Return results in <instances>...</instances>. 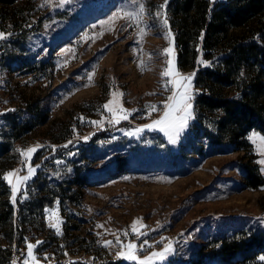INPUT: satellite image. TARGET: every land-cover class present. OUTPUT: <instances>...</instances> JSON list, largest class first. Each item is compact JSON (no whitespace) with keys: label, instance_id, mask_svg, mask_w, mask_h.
I'll list each match as a JSON object with an SVG mask.
<instances>
[{"label":"rangeland","instance_id":"obj_1","mask_svg":"<svg viewBox=\"0 0 264 264\" xmlns=\"http://www.w3.org/2000/svg\"><path fill=\"white\" fill-rule=\"evenodd\" d=\"M141 3L139 21L129 19L126 13H138ZM164 3L70 0L61 7L60 0H15L0 6V207L10 200L16 210L18 199L35 201L48 189L61 194L54 207L26 215L13 238L0 225V264H23L29 243L39 264H137L117 257V237L124 246L135 244L140 259L170 243L173 252L154 264H191L201 247L236 231L264 233V186L245 188L244 152L211 146L203 129L191 134L193 98L176 144L159 127H145L163 115L168 89L175 90L165 87L172 77L161 75L168 59L181 77L189 76L176 66ZM190 91L193 97L192 80ZM113 93L123 94L117 98L128 110L119 123H110L103 108ZM253 133L264 135L249 134L264 177V147L250 139ZM30 148L36 149L30 157L21 155ZM29 165L35 174L19 185L13 202L4 174L20 170L10 177L15 183ZM107 241L112 245L105 247Z\"/></svg>","mask_w":264,"mask_h":264},{"label":"trees","instance_id":"obj_2","mask_svg":"<svg viewBox=\"0 0 264 264\" xmlns=\"http://www.w3.org/2000/svg\"><path fill=\"white\" fill-rule=\"evenodd\" d=\"M14 4L0 0L1 7ZM167 15L176 66L192 76L191 134L198 136L203 129L211 146L244 152L245 188L264 186L249 141L252 131L264 135V0H168ZM47 193L24 204L18 199L16 210L10 200L2 204L0 225L8 226L12 238L16 230L23 231L26 215L34 217L55 206L61 194L53 189ZM261 257L264 233L240 230L201 247L191 264H264Z\"/></svg>","mask_w":264,"mask_h":264},{"label":"snow or ice","instance_id":"obj_3","mask_svg":"<svg viewBox=\"0 0 264 264\" xmlns=\"http://www.w3.org/2000/svg\"><path fill=\"white\" fill-rule=\"evenodd\" d=\"M70 2V0H60V6L62 7L64 3ZM134 3H138V0H133ZM167 0H165L164 5H161V8L166 7ZM140 11L136 14L132 13H126L129 19L139 21L140 16L143 14L144 6L143 4H139ZM157 16L160 15L158 12L156 14ZM163 25L167 27L168 20L167 18L163 19ZM140 35L143 37L144 35V29H140ZM171 35L170 31L165 35V38L167 39ZM5 34L0 33V39H4ZM163 52L165 54H168L170 56L171 49L170 48H164ZM141 67H143V62H141ZM163 77H172V79H169L165 82V87L167 88L169 84L173 85V88L175 89H168L169 91H172V95L167 97V103L164 106L163 115L159 118L153 121L151 125H145V127H159L160 130L164 131L166 135L168 136L169 142L172 144H176L178 142L179 137L183 133V131L187 128L188 122L192 117L191 108H192V94H191V80L192 76H183L181 77L179 72L174 68L173 61L171 59H168L167 66L161 73ZM88 79L92 80V75H89ZM113 99L109 100L107 103L103 105V108L106 109L108 112L112 114V119L109 121L110 123H119L120 120H127L128 114L126 109H124L117 98L118 96H122V93H113ZM146 107L154 112L157 111L156 105H146ZM83 119V118H81ZM94 125H100L101 121H92L91 122ZM137 131H140L139 129ZM131 134V133H129ZM84 139H88V137H84ZM250 139L253 140L254 143L259 141L260 145L264 147V137H259L257 134L253 133ZM36 149L30 148L27 151H22L21 155L30 157V154L33 153ZM260 163L264 164V160L260 161ZM36 167H39L38 165ZM17 171L20 170H13V172H9L4 174V180H6L11 185V192H12V199L13 202L16 200L17 192L19 191V185L26 183L34 174L36 171V168L28 166V172L25 176H18L16 179V182L13 183V181L10 179ZM54 227V225H53ZM132 230L135 232L137 231L136 222L133 223L131 226ZM57 234H59V229H57ZM143 234V233H141ZM127 235V233H125ZM42 243L41 241H37V244ZM112 241L105 242L104 246L108 247L109 245H112ZM145 243H147L145 241ZM116 244L121 246V251L117 252V257H123L127 260L137 261V264H154L155 260L163 261L169 254L173 252V248L171 244H166L163 248V250L159 252H152L151 255L145 256L143 259H140L136 252L138 251L137 246L135 244L129 243L128 245L124 246L122 242L120 241V238H116ZM36 247V245H33L29 243L27 245V256L28 259H25L23 261V264H39L38 260L36 259L33 249ZM126 247V251H124V248ZM261 260H264V257L260 258ZM13 264H16L15 261H13Z\"/></svg>","mask_w":264,"mask_h":264}]
</instances>
